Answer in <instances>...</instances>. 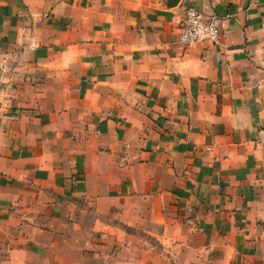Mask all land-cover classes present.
Instances as JSON below:
<instances>
[{"label":"crops","instance_id":"crops-1","mask_svg":"<svg viewBox=\"0 0 264 264\" xmlns=\"http://www.w3.org/2000/svg\"><path fill=\"white\" fill-rule=\"evenodd\" d=\"M166 3L0 0V264H264V0Z\"/></svg>","mask_w":264,"mask_h":264},{"label":"built area","instance_id":"built-area-1","mask_svg":"<svg viewBox=\"0 0 264 264\" xmlns=\"http://www.w3.org/2000/svg\"><path fill=\"white\" fill-rule=\"evenodd\" d=\"M220 25L221 20L218 16L204 17L196 7H186L180 21L178 43L185 47L199 43H217L220 37Z\"/></svg>","mask_w":264,"mask_h":264},{"label":"water","instance_id":"water-1","mask_svg":"<svg viewBox=\"0 0 264 264\" xmlns=\"http://www.w3.org/2000/svg\"><path fill=\"white\" fill-rule=\"evenodd\" d=\"M179 2L180 0H167L166 6L172 8L177 6Z\"/></svg>","mask_w":264,"mask_h":264}]
</instances>
